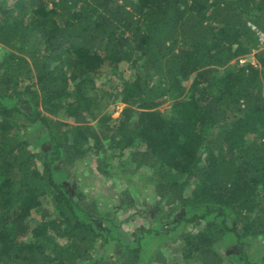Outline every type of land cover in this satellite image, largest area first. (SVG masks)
Segmentation results:
<instances>
[{
  "label": "trees",
  "instance_id": "16d2710c",
  "mask_svg": "<svg viewBox=\"0 0 264 264\" xmlns=\"http://www.w3.org/2000/svg\"><path fill=\"white\" fill-rule=\"evenodd\" d=\"M260 33L264 0H0V264H151L139 237L107 252L116 235L96 228L94 203L55 177L56 163L90 156L107 174L106 152L154 159L171 178L152 211L169 217L165 199L185 215L148 233L198 220L178 234L182 264H224L229 241L238 264H253L244 246L264 238ZM251 52L255 63L239 62ZM120 63L132 73L91 94ZM111 100L124 104L116 117L102 114ZM34 129L47 151L32 149Z\"/></svg>",
  "mask_w": 264,
  "mask_h": 264
},
{
  "label": "rangeland",
  "instance_id": "374dc122",
  "mask_svg": "<svg viewBox=\"0 0 264 264\" xmlns=\"http://www.w3.org/2000/svg\"><path fill=\"white\" fill-rule=\"evenodd\" d=\"M260 36L261 38L263 37L261 40L264 47V33H260ZM1 48L2 46L0 45V52L2 51ZM240 59L243 62L249 61L255 63L254 52ZM119 73L125 78L132 73V70L125 63H120L115 70L109 68L103 77L96 79L95 86L91 89L90 93H95L96 95L99 91H104V89L112 92L110 85L118 83ZM106 81L109 84L103 86ZM17 103L19 104V102ZM123 106L122 102L111 100L102 114L110 111L112 117H116ZM170 106L171 101L168 100L159 106V109L165 111ZM95 122L92 121V124H95ZM42 132L43 130H31L32 137L40 141L36 146H32V149H43L44 151L49 149L50 143L45 141V139L41 140L43 137ZM106 153V161L110 164L107 174L101 175L92 169L91 165L94 162L91 160L93 156H90L74 164L56 163L53 166V169L56 171L55 177L66 194L73 200L77 201L81 195H84L87 197V204L94 203L95 210L92 211L91 220L96 228L102 232H111L116 235L115 240H111L105 245L107 252L118 256L120 248L119 240L121 242L122 240L129 239L135 241L139 237V241L141 242V258L143 260L147 259L150 253L152 256L151 264H182L180 256L182 241L178 234L183 229H186L185 231L195 230L200 223L198 220L191 224L177 226L174 231L163 233V235L148 233L150 228L164 232L167 228L174 227L177 219L185 215V207L181 206L177 201L169 205L165 199L161 201V205L163 206L162 212L166 214L167 210L170 211L169 208L172 207V213L169 217L160 216L161 218H157L152 211V205L159 198L156 193L157 183L161 182L165 184L171 178L167 174H164L160 163L154 159H148L147 162L141 164L139 160L134 159L127 153L120 157H114L110 152ZM89 159L90 161H88ZM126 193L139 199L140 202L142 201L144 203L143 206H127ZM38 212L35 215L38 216ZM152 223L156 226H153ZM244 250L250 262L253 264H264V238H254L250 244L244 246ZM221 252L225 255L224 259L226 261L224 264H238L239 246L237 244L229 241L222 246Z\"/></svg>",
  "mask_w": 264,
  "mask_h": 264
},
{
  "label": "built area",
  "instance_id": "2783aa9c",
  "mask_svg": "<svg viewBox=\"0 0 264 264\" xmlns=\"http://www.w3.org/2000/svg\"><path fill=\"white\" fill-rule=\"evenodd\" d=\"M261 39H263V37L261 38V36H260V40H261ZM261 41H262V40H261ZM239 61H240L241 63L243 62V60H242V59H239Z\"/></svg>",
  "mask_w": 264,
  "mask_h": 264
}]
</instances>
